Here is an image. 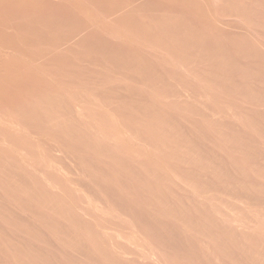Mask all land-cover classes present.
<instances>
[{"label": "rangeland", "instance_id": "1", "mask_svg": "<svg viewBox=\"0 0 264 264\" xmlns=\"http://www.w3.org/2000/svg\"><path fill=\"white\" fill-rule=\"evenodd\" d=\"M0 25V264H264V0H0Z\"/></svg>", "mask_w": 264, "mask_h": 264}, {"label": "bare ground", "instance_id": "2", "mask_svg": "<svg viewBox=\"0 0 264 264\" xmlns=\"http://www.w3.org/2000/svg\"><path fill=\"white\" fill-rule=\"evenodd\" d=\"M40 2V1H39ZM38 3V2H37ZM59 5V4H58ZM83 5V4H82ZM42 6V5H41ZM71 7V6H70ZM11 8V7H10ZM41 8V7H40ZM8 9V8H7ZM38 10V9H37ZM55 11V10H54ZM59 11V10H58ZM121 13V12H120ZM18 16V15H17ZM54 16V15H53ZM57 16V15H56ZM91 16H92V14H91ZM104 16V15H103ZM3 17H5V16H3ZM83 17H84V15H83ZM94 18V17H93ZM30 19V18H29ZM71 19V18H70ZM46 21V20H45ZM32 23V22H31ZM77 23V22H76ZM84 23V22H83ZM85 25V24H84ZM1 26V25H0ZM24 26V25H23ZM26 26V25H25ZM52 26V25H51ZM78 26V25H77ZM24 28V27H23ZM28 28V27H27ZM40 28V27H39ZM132 28V27H131ZM20 29V28H19ZM22 29V28H21ZM107 29V28H106ZM47 30V29H46ZM19 31V30H18ZM23 31V30H22ZM32 31V30H31ZM125 31V30H124ZM50 32V31H49ZM19 33V32H18ZM61 33V32H60ZM83 33V32H82ZM84 33H86V32H84ZM93 33V32H92ZM107 33V32H106ZM29 34V33H28ZM33 34V33H32ZM102 35V34H101ZM20 36V35H19ZM85 36H86V34H85ZM88 36H90V35H88ZM87 36V37H88ZM138 36V35H137ZM37 37V36H36ZM60 37V36H59ZM84 37V36H83ZM2 38V37H1ZM10 38V37H9ZM29 38V37H28ZM96 38V37H95ZM17 39V38H16ZM53 39V38H52ZM14 40V39H13ZM39 40V39H38ZM19 41V40H18ZM28 41H29V39H28ZM43 41V40H42ZM56 41V40H55ZM73 41V40H72ZM116 41V40H115ZM33 42V41H32ZM48 42H49V40H48ZM100 42V41H99ZM52 43V42H51ZM89 43V42H88ZM98 43V42H97ZM130 43H132V42H130ZM148 43V42H147ZM58 44V43H57ZM111 44V43H110ZM26 45V44H25ZM34 45V44H33ZM15 46V45H14ZM23 46V45H22ZM88 46V45H87ZM112 46H113V44H112ZM16 47V46H15ZM56 47V46H55ZM61 47V46H60ZM91 47H93V46H91ZM76 48V47H75ZM152 48V47H151ZM29 49V48H28ZM116 49V48H115ZM132 49V48H131ZM130 49V50H131ZM25 50V49H24ZM45 50V49H44ZM110 50V49H109ZM59 51V50H58ZM65 51V50H64ZM159 51V50H158ZM3 52V51H2ZM31 52V51H30ZM73 52V51H72ZM25 53H26V51H25ZM25 53H23V54H25ZM20 54V53H19ZM104 55V54H103ZM18 56V55H17ZM23 56V55H22ZM29 56V55H28ZM35 56V55H34ZM46 56V55H45ZM162 56V55H161ZM4 60H5V58H4ZM43 60V59H42ZM45 60V59H44ZM6 61V60H5ZM21 61V60H20ZM52 61V60H51ZM31 62H33V61H31ZM27 63V62H26ZM38 63V62H37ZM58 63V62H57ZM6 64V63H5ZM28 64V63H27ZM46 64V63H45ZM65 64V63H64ZM20 65H21V63H20ZM33 65V64H32ZM54 65V64H53ZM42 66V65H41ZM16 68V67H15ZM45 69V68H44ZM175 69V68H174ZM14 70V69H13ZM41 70V69H40ZM55 70V69H54ZM21 71V70H20ZM25 71V70H24ZM48 71V70H47ZM51 71V70H50ZM23 72V71H22ZM27 72H29V71H27ZM185 72V71H184ZM15 73V72H14ZM85 73V72H84ZM17 74V73H16ZM46 75H48V74H46ZM45 75V76H46ZM17 76V75H16ZM88 77V76H87ZM59 78V77H58ZM25 79V78H24ZM30 79V78H29ZM46 79V78H45ZM64 79V78H63ZM91 79V78H90ZM6 80V79H5ZM34 80V79H33ZM41 80V79H40ZM92 80V79H91ZM117 80V79H116ZM42 81H43V79H42ZM35 82V81H34ZM38 82H40V81H38ZM46 82V81H45ZM49 82V81H48ZM37 83V82H36ZM54 84V83H53ZM58 84V83H57ZM104 84V83H103ZM55 85V84H54ZM63 86V85H62ZM100 86V85H99ZM109 86V85H108ZM119 86V85H118ZM59 87V86H58ZM117 87V86H116ZM54 89V88H53ZM157 90V89H156ZM153 93V92H152ZM104 104V103H103ZM162 104V103H161ZM259 106V105H258ZM73 111V110H72ZM74 113V112H73ZM214 115V114H213ZM72 116V115H71ZM216 118V117H215ZM218 120V119H217ZM127 125V124H126ZM5 126V125H4ZM33 126V125H32ZM18 127V126H17ZM24 127V126H23ZM39 127V126H38ZM180 127V126H179ZM20 128V127H19ZM134 129V128H133ZM139 130V129H138ZM124 131V130H123ZM31 132V131H30ZM36 132V131H35ZM15 133V132H14ZM29 133V132H28ZM133 133V132H132ZM33 135H34V133H33ZM36 135V134H35ZM126 135V134H125ZM20 136H21V134H20ZM21 138V137H20ZM26 138V137H25ZM40 138V137H39ZM104 138V137H103ZM134 138V137H133ZM142 138V137H141ZM193 138V137H192ZM210 138V137H209ZM129 140V139H128ZM1 141V140H0ZM40 141V140H39ZM118 141V140H117ZM42 142V141H41ZM47 142V141H46ZM112 142V141H111ZM3 144V143H2ZM5 144V143H4ZM47 144V143H46ZM114 145V144H113ZM122 145V144H121ZM120 145V146H121ZM147 145V144H146ZM44 146V145H43ZM152 147V146H151ZM129 148V147H128ZM19 149V148H18ZM130 149H132V148H130ZM203 149V148H202ZM34 150V149H33ZM52 150V149H51ZM49 151V150H48ZM56 153V152H55ZM158 153V152H157ZM188 154V153H187ZM152 155V154H151ZM163 156H165V155H163ZM264 158V157H263ZM145 159V158H144ZM27 162V161H26ZM165 162V161H164ZM35 164H38V163H35ZM167 164V163H166ZM165 164V165H166ZM168 165V164H167ZM249 166V165H248ZM260 166V165H259ZM33 167V166H32ZM219 167V166H218ZM45 170V169H44ZM132 170V169H131ZM39 171V170H38ZM136 172V171H135ZM57 173H59V172H57ZM118 173V172H117ZM41 174V173H40ZM156 177H157V175H156ZM173 177V176H172ZM73 180V179H72ZM77 181V180H76ZM22 182V181H21ZM50 182V181H49ZM43 183V182H42ZM48 184V183H47ZM97 184V183H96ZM121 184V183H120ZM95 185V184H94ZM183 185V184H182ZM53 186V185H52ZM179 186V185H178ZM121 187V186H120ZM184 187V186H183ZM122 188V187H121ZM126 188V187H125ZM106 189V188H105ZM104 189V190H105ZM101 190V189H100ZM110 190V189H109ZM119 190V189H118ZM134 191V190H133ZM106 192V191H105ZM205 193V192H204ZM200 194V193H199ZM108 195V194H107ZM116 196V195H115ZM203 196V195H202ZM244 198V197H243ZM92 199V198H91ZM95 199V198H94ZM107 199V198H106ZM111 199V198H110ZM144 200V199H143ZM142 200V201H143ZM96 201V200H95ZM98 201V200H97ZM124 201V200H123ZM126 201V200H125ZM101 202H103V201H101ZM108 202V201H107ZM101 204V203H100ZM104 204V203H103ZM130 205V204H129ZM128 205V206H129ZM103 206V205H102ZM108 206V205H107ZM115 207H116V205H115ZM125 207H126V205H125ZM117 208V207H116ZM102 209V208H101ZM120 209V208H119ZM127 210V209H126ZM210 210V209H209ZM219 210V209H218ZM125 211V210H124ZM115 212H116V210H115ZM157 212V211H156ZM154 214V213H153ZM121 215V214H120ZM128 216L130 217V215L128 214ZM146 218V217H145ZM21 219V218H20ZM96 219V218H95ZM143 219V218H142ZM221 221V220H220ZM33 222V221H32ZM142 222V221H141ZM151 224V223H150ZM117 225H119V224H117ZM37 226V225H36ZM138 226V225H137ZM119 227V226H118ZM136 229H137V227H136ZM184 231V230H183ZM14 233V232H13ZM44 233V232H43ZM159 234V233H158ZM121 236V235H120ZM160 238V237H159ZM188 241V240H187ZM203 243V242H202ZM190 244V243H189ZM150 245V244H149ZM206 246V245H205ZM164 247V246H163ZM117 249V248H116ZM179 250V249H178ZM112 251V250H111ZM212 252V251H211ZM54 253V252H53ZM205 253V252H204ZM152 257V256H151ZM216 258V257H215ZM208 260V259H207ZM207 262H209V261H207ZM149 264V263H148ZM209 264V263H208ZM220 264H222L221 262H220Z\"/></svg>", "mask_w": 264, "mask_h": 264}]
</instances>
